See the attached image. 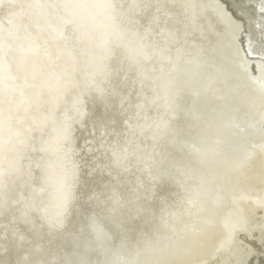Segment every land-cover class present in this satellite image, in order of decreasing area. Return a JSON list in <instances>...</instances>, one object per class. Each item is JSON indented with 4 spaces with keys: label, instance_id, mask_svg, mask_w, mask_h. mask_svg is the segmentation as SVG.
Returning a JSON list of instances; mask_svg holds the SVG:
<instances>
[{
    "label": "bare ground",
    "instance_id": "obj_1",
    "mask_svg": "<svg viewBox=\"0 0 264 264\" xmlns=\"http://www.w3.org/2000/svg\"><path fill=\"white\" fill-rule=\"evenodd\" d=\"M63 2L0 0V62L11 64L10 71L0 73V99H13L11 105L0 108L5 116L12 108L13 131L18 130L19 136L8 146V159L18 162L20 168L8 178L10 202L14 203L10 212L0 217V225L14 215L24 231L25 225L19 222L24 212L37 217V224L38 217L63 213L67 233L83 229L94 235L91 218L98 211L97 198L102 200L107 189L116 184L117 172L121 173V185L134 184L140 175L135 159L131 171L123 172L116 166L113 152L123 153L126 147L129 152L137 148L152 152L155 143L157 152L173 153L181 168L187 166L186 173L154 181L145 202L147 210L126 222L128 241L119 249V258L141 264L157 259L200 264L220 249L219 259L227 264H264V130L260 127L264 120V69L257 57L250 58L247 67L232 59L236 49L244 55L248 39L262 38L260 0H191L195 8L181 16L178 42H170L167 53L181 74L176 113L163 99H157L152 89L150 70L159 67V57L145 64L149 79L143 95H138L140 84H133L136 72L128 70L124 44L113 42L114 55L102 59L106 38L103 10L48 7ZM37 3L45 7L27 6ZM66 21H72L64 29L66 39L59 38L54 29L62 28ZM140 25L143 33L147 19H141ZM220 32L225 35H218ZM233 35L239 39L229 49L226 45ZM104 63L109 66L110 80L97 75L96 84L107 93L101 98L86 84ZM73 65L78 68V83L61 78L62 71ZM41 84H49L53 90L72 87L68 103H62L55 113L47 106L37 109L36 93ZM113 87L128 97L123 106L120 97L111 95ZM72 96L81 98L79 112L72 106ZM138 104L145 107L138 109ZM145 115L148 124L162 119L178 126L183 151L168 138L154 142V126L141 134L139 126L145 125ZM17 116L25 117L24 122L16 124ZM42 122L47 124L43 133L28 131ZM61 127L68 128L62 146L56 140V129ZM23 140H27L26 146L19 143ZM41 147L48 150L40 151ZM0 167L7 168L8 161L0 159ZM96 220L98 225L107 223L103 217ZM149 241L156 242L157 248L167 247L168 252L154 254L147 247ZM112 243L119 245V236ZM108 258L117 257L110 252Z\"/></svg>",
    "mask_w": 264,
    "mask_h": 264
},
{
    "label": "snow or ice",
    "instance_id": "obj_2",
    "mask_svg": "<svg viewBox=\"0 0 264 264\" xmlns=\"http://www.w3.org/2000/svg\"><path fill=\"white\" fill-rule=\"evenodd\" d=\"M12 6L16 7L17 5L13 4ZM27 6L45 7L39 3ZM19 7L25 6L19 5ZM48 7L64 9L101 8L104 12L103 25L106 29V38L102 42V59L110 60L114 55L115 49L110 46L113 42L123 43L128 54V70L136 72V80H133V84L139 82L140 92L138 95H143V90L147 86L145 81L149 79L145 64L152 61L153 57H159V67L154 66L150 70L153 73L150 77L152 89L156 93V98L163 99L166 102V107L173 113L180 109L176 100L181 91V74L177 65L173 63L172 57L167 53L170 52V42H178V34L181 31L180 25L183 23L181 16L186 17L187 10L195 8V4L191 3V0H131L127 4L121 0H64L63 3L48 5ZM259 11L264 13V0H260ZM141 19H147V26L144 27L143 33L139 30ZM69 23L72 21H66L62 28L54 29L58 32L59 38L66 39L64 29ZM258 28L262 29L261 40L248 39L244 46V55L240 56L241 50L236 49L232 56V59L238 60L242 67H247L250 58L257 57L261 68L264 69V26L258 25ZM218 35L225 34L220 32ZM238 39L233 35L228 39L226 46L229 49L233 48ZM0 51H3L2 45H0ZM180 51L177 49V53ZM108 67V64L104 63L98 73L94 72L89 76L86 84L87 88L94 89L101 98H105L107 93L104 88L96 84V77L103 75L106 81H109ZM10 70L11 64L6 66L0 62V73ZM20 70H25L23 65H21ZM33 72H36V69H33ZM77 74L78 68L73 65L62 71L61 78L69 83L74 81L78 83L76 81ZM2 82L3 77L0 76V83ZM73 86L75 85L73 84ZM160 92H163L164 95L160 96ZM70 95H72V87L65 86L53 90L51 85L41 84L36 93L35 106L37 109L47 106L51 112L55 113L62 103H68ZM111 95L120 97L121 106L128 100V97L123 96L116 87L112 88ZM145 99L147 100V98ZM12 103L11 97L0 99V105H11ZM81 103L80 96H72V106L77 112L80 110ZM152 103L155 104L156 99ZM129 105L131 106L130 101ZM136 107L143 109L145 105L138 104ZM7 111L8 115L5 116L4 110L0 108V159L8 161L7 168L0 167V193H3L0 195V217L9 213L11 204L14 203V201L10 202L8 178L20 171L18 162L8 159V151L10 150L8 146L12 145L14 136H19V131H13L14 115L12 108L9 107ZM18 112L19 109L17 108ZM24 119L25 117L17 116L15 123H23ZM100 119L103 121L104 117ZM137 119H139V113ZM148 119L145 115V125L139 126L141 127V134H144L145 128L154 126L155 133L152 137L154 142L161 138H168L174 147L180 146V150L183 151L178 126L174 127L171 121L162 119L154 120L152 124H148ZM125 123L130 128L132 127L129 121H125ZM46 127V122H42L35 129L29 128L28 131L38 130L43 133ZM260 127L264 130V120L261 121ZM6 132L7 136H5ZM56 132L57 143L62 146L68 138V128H57ZM19 143L26 146L27 140L19 141ZM128 143L132 144L134 141L129 140ZM32 150H36L35 145L32 146ZM47 150L44 147L40 149V151ZM113 156L116 166L123 172L131 171L132 160L135 159V166L140 175L137 176L134 184L121 185V173L117 172L116 184L107 189L102 200L97 198L98 211L94 212L91 218L94 235L86 234L83 229L67 233V224L63 213L57 214L55 217H38L40 223L37 224V217L24 212L19 221L25 225L24 231H21L17 217L13 215L7 224L0 225V264H141L139 260H128L118 256L119 249L127 246L126 222L129 218L138 216L147 210L145 202L154 187V181L174 174H185L187 166L181 168L179 159L173 153L157 152L155 143L152 152H143L139 148L134 152H129L126 147L123 153L114 151ZM20 159H23V156ZM63 185L64 181H61L62 201L66 203L67 195L63 192ZM40 191H44V189L41 188ZM98 216L103 217L107 223L98 225L96 220ZM117 236L120 238L119 245L112 243ZM69 239L70 243H67L66 241ZM147 247L154 254L158 253L160 256H164L169 250L167 247L157 248L156 242L152 241L148 242ZM221 247L223 248L224 245ZM110 252L117 258H108ZM219 252L220 249H217L215 253L208 259L201 261L200 264H227V262L219 259ZM144 264H178V262L157 259L144 262Z\"/></svg>",
    "mask_w": 264,
    "mask_h": 264
}]
</instances>
